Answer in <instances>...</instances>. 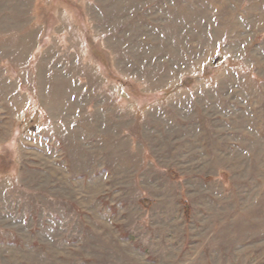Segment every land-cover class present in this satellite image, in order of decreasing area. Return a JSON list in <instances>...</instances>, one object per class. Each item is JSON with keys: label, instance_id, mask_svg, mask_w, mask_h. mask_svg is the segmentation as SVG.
<instances>
[{"label": "rangeland", "instance_id": "obj_1", "mask_svg": "<svg viewBox=\"0 0 264 264\" xmlns=\"http://www.w3.org/2000/svg\"><path fill=\"white\" fill-rule=\"evenodd\" d=\"M0 264H264V0H0Z\"/></svg>", "mask_w": 264, "mask_h": 264}, {"label": "trees", "instance_id": "obj_2", "mask_svg": "<svg viewBox=\"0 0 264 264\" xmlns=\"http://www.w3.org/2000/svg\"><path fill=\"white\" fill-rule=\"evenodd\" d=\"M143 200H145V199H143ZM183 208H184L185 214L188 215L190 207H189V204H188V202L186 200L183 201Z\"/></svg>", "mask_w": 264, "mask_h": 264}]
</instances>
